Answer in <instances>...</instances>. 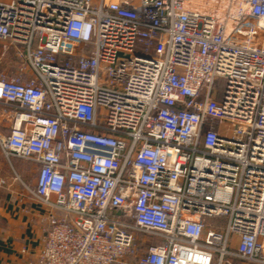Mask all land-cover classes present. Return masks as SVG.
<instances>
[{"label":"built area","instance_id":"1","mask_svg":"<svg viewBox=\"0 0 264 264\" xmlns=\"http://www.w3.org/2000/svg\"><path fill=\"white\" fill-rule=\"evenodd\" d=\"M0 43L41 264H264V0H0Z\"/></svg>","mask_w":264,"mask_h":264},{"label":"crops","instance_id":"2","mask_svg":"<svg viewBox=\"0 0 264 264\" xmlns=\"http://www.w3.org/2000/svg\"><path fill=\"white\" fill-rule=\"evenodd\" d=\"M9 125L0 114V134L8 133ZM36 171L34 164L16 159L8 161L0 152V179L7 183L0 184V264H41L49 212L24 187L28 179L35 184ZM127 263L137 264V259L128 257Z\"/></svg>","mask_w":264,"mask_h":264},{"label":"rangeland","instance_id":"3","mask_svg":"<svg viewBox=\"0 0 264 264\" xmlns=\"http://www.w3.org/2000/svg\"><path fill=\"white\" fill-rule=\"evenodd\" d=\"M6 45L3 43H0V75L2 73H7L9 75L14 74L17 71V63L14 60L13 54L12 52H8V49L6 50ZM5 53V55H4ZM220 84H222V81L219 82ZM27 174H29L30 170L29 168L26 170ZM30 175H27V177L29 178ZM29 186H34V182L28 180H25V183ZM232 264H247L244 263L242 261L239 260H232L231 261Z\"/></svg>","mask_w":264,"mask_h":264}]
</instances>
